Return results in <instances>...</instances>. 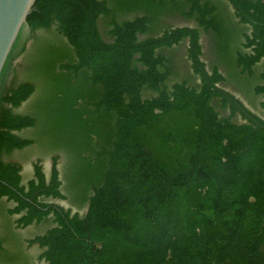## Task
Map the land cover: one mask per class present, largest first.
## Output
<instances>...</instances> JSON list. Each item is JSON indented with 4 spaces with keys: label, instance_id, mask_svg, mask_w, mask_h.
Wrapping results in <instances>:
<instances>
[{
    "label": "trees",
    "instance_id": "16d2710c",
    "mask_svg": "<svg viewBox=\"0 0 264 264\" xmlns=\"http://www.w3.org/2000/svg\"><path fill=\"white\" fill-rule=\"evenodd\" d=\"M125 14L137 15L118 19ZM171 14L211 33L216 53L239 76L252 75L264 56V0H35L31 34L22 41L20 31L0 72V198L13 203L7 212L19 215L16 227L52 217L28 240L43 248L46 264H264V118L220 86L217 66L206 68L198 27L150 35ZM52 27L67 42L39 46L34 61L49 105L17 113L35 87L16 82L15 60L37 29ZM183 39L198 86L166 83L171 68L157 50ZM259 79L254 91L264 108V69ZM144 89L155 94L143 97ZM24 128L35 137L19 136ZM36 141L58 156L48 176L36 162L24 182L20 163L5 156ZM5 255L0 240V256L12 260Z\"/></svg>",
    "mask_w": 264,
    "mask_h": 264
},
{
    "label": "rangeland",
    "instance_id": "374dc122",
    "mask_svg": "<svg viewBox=\"0 0 264 264\" xmlns=\"http://www.w3.org/2000/svg\"><path fill=\"white\" fill-rule=\"evenodd\" d=\"M135 15L137 14L120 15L118 19H131ZM225 15L228 16V19L232 20V23L236 25L237 28L241 29L244 27L239 24L235 14ZM98 26L103 36L107 40H110L107 34V30L109 28L108 20L104 16L99 18ZM174 26L198 27L200 30L199 40L202 46L201 59L204 61L206 68L210 70L213 66H217L225 78L224 81L220 83V86L236 95L250 110L264 118V108L260 105L262 95L256 94L254 91L255 86L261 83L259 74L264 69V56L254 65L252 75L239 76V71L234 68L231 69L228 64L223 62V60L216 53L214 39L211 33L205 32L204 29L199 27L193 19H188L179 14L164 15L161 17L160 22L155 26L153 31L150 32V35L157 34L167 27ZM30 34L31 32L29 28L23 29L21 37L22 41L30 36ZM34 35L37 36L35 42L33 39H29L27 41L26 51L15 60L17 70L14 78L16 82L28 80L31 81L35 87V92L27 100L23 101L20 106L14 108L15 112L22 114L32 113L33 111L36 113L41 106L46 107L49 105L48 86L45 81L38 80L40 77L34 70L36 63L34 61L38 54L41 55L42 53L39 46H43V44L46 43L51 44L52 42L60 44L63 41L67 42L65 38L58 34L54 27L48 30L37 29ZM187 46L188 40L183 39L179 44L170 48H160L157 50L158 53H162L169 61L171 73L166 81L169 86L176 81L183 80L187 81L190 85H199V78L192 71L190 61L187 57ZM27 62H34V65L32 64L33 69L31 70V75L26 72ZM11 75L10 77L12 78L13 75ZM31 76H36L37 78L35 77L34 80L30 78ZM154 94V92L148 89H144L142 91L143 97H150ZM215 106L220 111L221 115L225 116L229 114V110L222 108L218 102H215ZM234 120L237 122L243 121L240 115H236ZM35 133L36 132L33 128H24L17 131L19 136L29 138L35 137ZM59 155L60 158H58L57 167L60 171V177L63 180L61 188L62 192L67 193L68 191L65 188L67 180L64 177L65 155L62 152L59 153ZM54 156H58L56 151H48L36 141L29 146L14 150L10 155L5 156V158L20 163L22 167L21 174L23 181L26 182L33 176V166L36 162L42 166L43 171L46 176H48L52 166V158ZM44 201L59 203L65 208H70L72 212H78L79 214H83L86 209V207H76L67 199L62 200L48 197L44 198ZM12 206L13 203L8 201L5 197L0 198V240L2 241L6 251L5 257L12 259H2L1 255L0 264H46L44 259L39 258L43 248L37 243L29 244L28 240L43 233L48 227H50L52 225V217L48 216L40 223L33 222L26 227L19 228L15 226V220L19 217V215L9 214L7 212V209Z\"/></svg>",
    "mask_w": 264,
    "mask_h": 264
},
{
    "label": "water",
    "instance_id": "95a60500",
    "mask_svg": "<svg viewBox=\"0 0 264 264\" xmlns=\"http://www.w3.org/2000/svg\"><path fill=\"white\" fill-rule=\"evenodd\" d=\"M35 0H0V72L20 31L29 28L27 16Z\"/></svg>",
    "mask_w": 264,
    "mask_h": 264
},
{
    "label": "flooded vegetation",
    "instance_id": "af4514ba",
    "mask_svg": "<svg viewBox=\"0 0 264 264\" xmlns=\"http://www.w3.org/2000/svg\"><path fill=\"white\" fill-rule=\"evenodd\" d=\"M9 84H10V76H8V78L5 79L4 85L2 86L3 94H5V90L7 89V87L9 86Z\"/></svg>",
    "mask_w": 264,
    "mask_h": 264
}]
</instances>
